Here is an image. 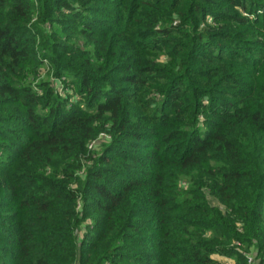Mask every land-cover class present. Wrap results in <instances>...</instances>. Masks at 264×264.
<instances>
[{
	"label": "trees",
	"instance_id": "16d2710c",
	"mask_svg": "<svg viewBox=\"0 0 264 264\" xmlns=\"http://www.w3.org/2000/svg\"><path fill=\"white\" fill-rule=\"evenodd\" d=\"M226 259L264 264V0H0V264Z\"/></svg>",
	"mask_w": 264,
	"mask_h": 264
},
{
	"label": "built area",
	"instance_id": "2783aa9c",
	"mask_svg": "<svg viewBox=\"0 0 264 264\" xmlns=\"http://www.w3.org/2000/svg\"><path fill=\"white\" fill-rule=\"evenodd\" d=\"M94 144H95V143H93V144L90 146V148H92V147L94 146ZM249 262L252 263V262H253V259L250 258ZM224 264H232V261L226 259L225 262H224Z\"/></svg>",
	"mask_w": 264,
	"mask_h": 264
},
{
	"label": "rangeland",
	"instance_id": "374dc122",
	"mask_svg": "<svg viewBox=\"0 0 264 264\" xmlns=\"http://www.w3.org/2000/svg\"><path fill=\"white\" fill-rule=\"evenodd\" d=\"M71 95H74V92H71ZM210 202L213 204V205H219V203L216 201V200H214L213 198H210ZM222 261V260H221ZM225 262V261H224ZM223 262V263H224Z\"/></svg>",
	"mask_w": 264,
	"mask_h": 264
}]
</instances>
